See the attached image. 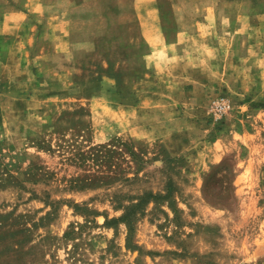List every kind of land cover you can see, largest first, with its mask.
I'll list each match as a JSON object with an SVG mask.
<instances>
[{
    "label": "rangeland",
    "instance_id": "1",
    "mask_svg": "<svg viewBox=\"0 0 264 264\" xmlns=\"http://www.w3.org/2000/svg\"><path fill=\"white\" fill-rule=\"evenodd\" d=\"M86 2L72 12L74 54L0 76V264H264V0H156L169 40L216 18L220 81L190 99L172 78L156 98L145 9ZM220 94L232 108L216 115ZM170 178L179 220L151 202L141 250L128 247L114 219Z\"/></svg>",
    "mask_w": 264,
    "mask_h": 264
},
{
    "label": "crops",
    "instance_id": "2",
    "mask_svg": "<svg viewBox=\"0 0 264 264\" xmlns=\"http://www.w3.org/2000/svg\"><path fill=\"white\" fill-rule=\"evenodd\" d=\"M86 1L0 0V76H5L10 68H26L40 59L48 60L45 55L51 51L58 55L74 54L72 12L76 6H84ZM134 7L147 11L143 14L139 12L138 19L145 29L144 36L150 47L147 57L151 58L156 71L151 74L157 86L156 98L165 93L159 88L171 87V83L180 86L181 82H174L178 79L183 80L181 86L188 99L202 84L211 85L210 82L215 84L220 81L221 65L212 58L215 52H220V36L217 31L215 33V30L206 28V24L216 22L215 17L203 22L198 20L199 28L195 31L175 30V36L169 40L161 27L154 24L160 22L156 0H134ZM243 21L249 22V17L245 15ZM183 49L184 53H180ZM261 66L264 71V63ZM144 97L140 95V98ZM166 101V97L163 98V102ZM141 105L140 101L137 106ZM163 141L172 154H179L181 146L176 144L177 140L166 137ZM209 160L204 161L205 166L216 164L213 159Z\"/></svg>",
    "mask_w": 264,
    "mask_h": 264
},
{
    "label": "trees",
    "instance_id": "3",
    "mask_svg": "<svg viewBox=\"0 0 264 264\" xmlns=\"http://www.w3.org/2000/svg\"><path fill=\"white\" fill-rule=\"evenodd\" d=\"M179 193V187L173 180V178L168 179L164 191L155 192L154 190H147L141 195L131 196L132 203L125 206V211L122 216L114 219L116 222H124L128 230V247L133 249L141 250L140 246H134L131 243L134 241V235L136 232V227L141 217L145 215L146 207L148 204L153 202L156 209L159 205H167L168 208L174 214V220L177 222L179 220V212L181 209L176 204L174 200L175 193ZM137 200V201H134ZM78 206V205H77ZM162 212L169 218V213L165 209H161Z\"/></svg>",
    "mask_w": 264,
    "mask_h": 264
},
{
    "label": "built area",
    "instance_id": "4",
    "mask_svg": "<svg viewBox=\"0 0 264 264\" xmlns=\"http://www.w3.org/2000/svg\"><path fill=\"white\" fill-rule=\"evenodd\" d=\"M231 108L232 101L227 94H220L213 100V111L216 115L224 114Z\"/></svg>",
    "mask_w": 264,
    "mask_h": 264
}]
</instances>
